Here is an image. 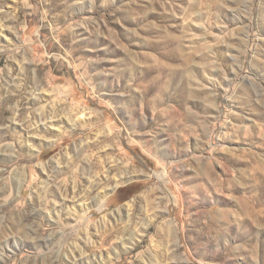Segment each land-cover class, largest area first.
Masks as SVG:
<instances>
[{"label":"rangeland","instance_id":"rangeland-1","mask_svg":"<svg viewBox=\"0 0 264 264\" xmlns=\"http://www.w3.org/2000/svg\"><path fill=\"white\" fill-rule=\"evenodd\" d=\"M0 264H264V0H0Z\"/></svg>","mask_w":264,"mask_h":264},{"label":"bare ground","instance_id":"bare-ground-1","mask_svg":"<svg viewBox=\"0 0 264 264\" xmlns=\"http://www.w3.org/2000/svg\"><path fill=\"white\" fill-rule=\"evenodd\" d=\"M101 137V139H99V140H95L94 142H92V143H90V142H88V143H86V144H84L83 145V147L82 148H80L77 152V156H78V158H80V161L81 162H83V164H84V166L80 169V167H79V169L81 170L80 172H81V175L83 176V177H80V178H82V181L84 182V183H86L87 182V180H86V174L88 175L89 174V172H92V173H105L106 174V176L104 175V178H103V176H102V180H96V181H94V183H92L91 182V185L87 188V189H84V192H85V196H88V195H90L91 193H93V191H94V189L96 188L97 189V187L98 188H100V190H99V192L97 193L98 195H97V197H95V199L93 200V201H95L96 203H97V206H96V209L98 210V211H100V210H102V208H103V206H104V198L106 197V189L107 188H105V186H103L104 185V183H106V182H109L110 180L107 178V176L109 175V173L108 172H110L112 169H111V166L109 167V168H107V170H105V168H106V166H107V163H108V161H109V156H110V154H111V150H106V151H104V152H102L103 154L102 155H98V154H89L88 155V153H87V155H86V151H88V149H90V148H94V147H99L100 146V144H106V142H109V143H111V141H112V138H111V136H109L108 134H105V132L103 133V136H100ZM97 139V138H96ZM107 145V144H106ZM101 148V147H100ZM100 148H99V150H100ZM92 153V152H91ZM100 153V152H99ZM108 156V157H107ZM63 157V156H62ZM65 159V158H64ZM72 160V159H71ZM70 160V161H71ZM75 161V160H74ZM68 163V162H67ZM72 163H73V161H72ZM79 163V162H78ZM69 164H71V163H69ZM110 164V163H109ZM76 166V165H75ZM65 168V167H64ZM61 171L63 172V168H61ZM103 171V172H102ZM167 170L165 169L164 171H163V173L162 174H160L159 175V180H162V178H164V177H166L167 176V172H166ZM57 172V171H56ZM59 172H57V174H58ZM65 173V172H64ZM77 174V173H76ZM108 174V175H107ZM200 174H201V177H202V179H203V181H205L206 179H212L213 180V178H214V175H213V173L211 172V171H207V169H203V171L202 172H200ZM61 175V174H60ZM100 175V174H99ZM98 175V176H99ZM58 176V175H57ZM62 176V175H61ZM71 176V175H70ZM96 176H97V174H96ZM56 177V176H55ZM63 178V177H62ZM55 179V178H54ZM57 179V178H56ZM99 179V178H98ZM111 179V178H110ZM257 179V178H256ZM60 180V179H59ZM69 181V180H68ZM72 181V180H71ZM93 181V180H92ZM103 181V182H102ZM217 181V180H216ZM72 183V182H71ZM83 184V183H82ZM88 184H90V183H88ZM107 184V183H106ZM72 186V185H71ZM81 187H83V185H81V183L78 181V180H73V188H78V189H80L81 190ZM52 188V187H51ZM72 188V189H73ZM56 190V189H55ZM67 190V189H66ZM97 191V190H96ZM152 191V190H151ZM51 192V191H50ZM95 193V192H94ZM74 195V194H73ZM66 196V195H65ZM84 196V197H85ZM78 197V196H77ZM75 199V198H74Z\"/></svg>","mask_w":264,"mask_h":264}]
</instances>
